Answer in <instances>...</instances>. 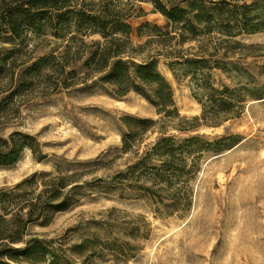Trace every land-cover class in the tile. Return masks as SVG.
<instances>
[{"label": "rangeland", "instance_id": "1", "mask_svg": "<svg viewBox=\"0 0 264 264\" xmlns=\"http://www.w3.org/2000/svg\"><path fill=\"white\" fill-rule=\"evenodd\" d=\"M12 144L0 264H264V0H0Z\"/></svg>", "mask_w": 264, "mask_h": 264}, {"label": "trees", "instance_id": "2", "mask_svg": "<svg viewBox=\"0 0 264 264\" xmlns=\"http://www.w3.org/2000/svg\"><path fill=\"white\" fill-rule=\"evenodd\" d=\"M141 70H143V68H141ZM28 138L29 137H24L21 144L26 143ZM21 144L18 146L16 144H12L10 148L8 147V145H0V164L11 163L14 160L15 155L19 151V147H21Z\"/></svg>", "mask_w": 264, "mask_h": 264}]
</instances>
